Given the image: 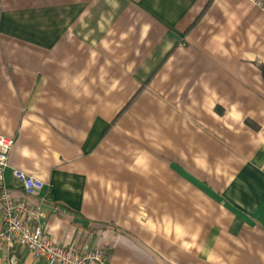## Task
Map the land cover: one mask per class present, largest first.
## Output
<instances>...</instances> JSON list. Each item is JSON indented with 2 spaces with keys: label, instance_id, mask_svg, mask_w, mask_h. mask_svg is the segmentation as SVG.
I'll return each instance as SVG.
<instances>
[{
  "label": "crops",
  "instance_id": "0c3cea01",
  "mask_svg": "<svg viewBox=\"0 0 264 264\" xmlns=\"http://www.w3.org/2000/svg\"><path fill=\"white\" fill-rule=\"evenodd\" d=\"M262 67L250 0H0L5 183L107 264H264Z\"/></svg>",
  "mask_w": 264,
  "mask_h": 264
},
{
  "label": "built area",
  "instance_id": "2783aa9c",
  "mask_svg": "<svg viewBox=\"0 0 264 264\" xmlns=\"http://www.w3.org/2000/svg\"><path fill=\"white\" fill-rule=\"evenodd\" d=\"M264 11V0H250ZM15 139L0 135V248L7 251L5 264H14L10 252L17 246L32 252L33 259L44 264H107L105 248L90 247L86 243L73 242L61 245L47 232V207L53 212L58 204L50 203L48 194L42 193L45 182L20 169H12V175L26 199H18L5 183L6 168Z\"/></svg>",
  "mask_w": 264,
  "mask_h": 264
},
{
  "label": "trees",
  "instance_id": "16d2710c",
  "mask_svg": "<svg viewBox=\"0 0 264 264\" xmlns=\"http://www.w3.org/2000/svg\"><path fill=\"white\" fill-rule=\"evenodd\" d=\"M263 68V72H264V67H262Z\"/></svg>",
  "mask_w": 264,
  "mask_h": 264
}]
</instances>
